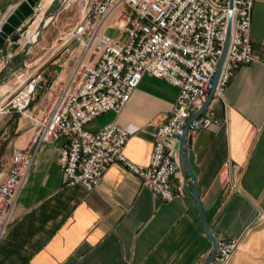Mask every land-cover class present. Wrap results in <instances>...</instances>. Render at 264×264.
<instances>
[{
	"label": "crops",
	"instance_id": "obj_1",
	"mask_svg": "<svg viewBox=\"0 0 264 264\" xmlns=\"http://www.w3.org/2000/svg\"><path fill=\"white\" fill-rule=\"evenodd\" d=\"M22 1L0 0V26ZM65 10L29 49L25 67L0 86V173L10 166L14 148H34L30 121L5 107L19 75L41 73L44 83L28 107L40 114L47 85L65 81L77 61V42L69 43V54L61 39L80 14L64 23ZM23 25L26 30L16 46L5 51V43L0 67L30 37L33 25ZM251 42L255 60L239 66L222 96L214 95L208 106L217 121L188 137L209 229L218 243L239 239L227 264H264V0H255L251 10ZM176 95L172 85L144 76L119 113L106 112L86 128L94 131L109 122L128 127L133 132L124 154L145 167L154 133L169 116ZM63 142L43 143L37 150L0 239V264H202L210 255L212 242L189 194L192 182L185 170L179 167L171 178L174 196L167 201L120 164L111 165L90 191L80 184L64 187L58 165ZM227 168L230 175L223 183L220 176ZM210 264H217L215 257Z\"/></svg>",
	"mask_w": 264,
	"mask_h": 264
},
{
	"label": "built area",
	"instance_id": "obj_2",
	"mask_svg": "<svg viewBox=\"0 0 264 264\" xmlns=\"http://www.w3.org/2000/svg\"><path fill=\"white\" fill-rule=\"evenodd\" d=\"M80 17L63 33V51L79 47L67 79L47 85L49 94L40 114L28 107L41 73L19 75L16 92L5 107L15 108L31 123L34 148H14L11 163L0 173V239L11 220L37 150L43 143L63 139L59 150L60 182L80 184L90 191L113 164L135 174L160 199L174 196L171 178L179 170L176 145L186 121L201 107L212 86L229 20L230 40L214 95L222 96L239 66L255 60L251 42V10L255 0H72ZM71 2L65 4L68 8ZM41 5L33 8L36 17ZM113 28L116 35L107 33ZM144 76L165 81L177 89L174 106L158 125L148 164L140 167L124 154L132 134L115 122L97 130L86 125L98 116L119 113ZM213 95V96H214ZM3 110V109H2ZM217 121L207 109L194 118L187 136L210 129ZM225 169L220 181L227 183ZM239 243H218L217 264H227Z\"/></svg>",
	"mask_w": 264,
	"mask_h": 264
},
{
	"label": "water",
	"instance_id": "obj_3",
	"mask_svg": "<svg viewBox=\"0 0 264 264\" xmlns=\"http://www.w3.org/2000/svg\"><path fill=\"white\" fill-rule=\"evenodd\" d=\"M65 1L66 0H51L43 12L42 18L40 19L36 27L34 35L29 37L22 44L21 49L19 51L13 53L9 57H5L7 59H5L4 65L0 67V86L6 83L16 71H19L25 67V61L27 59L29 49L37 41H39L44 29L49 25L53 17L61 10V8L64 7ZM41 2L42 0H23L5 18L2 25L0 26V58L4 57L1 52L4 49L5 43H8V46L5 48V51H7L8 47H15L17 42L22 38V35L26 30V28L22 29V26H24L23 24H25V22L29 25L33 23L35 19V16L33 15V8L36 6H40L42 4ZM232 4L233 0H229V7H232ZM230 29L231 21L229 20L224 44L220 53V58L215 73L213 75L211 89L208 92V95L202 103L201 107L186 121L183 128V132L179 137L178 143L176 145L179 166L181 169L186 171L189 179L192 182V188L189 194L193 197L197 205L204 233L212 242L213 246L210 255L205 259L202 264H210L213 261L218 248V241L215 239L209 229V224L205 211L197 195L196 176L198 173V168L194 162V153L188 147L187 129L189 127L190 122L207 109L213 98L217 85V80L227 53V48L230 40ZM11 109L15 110V108L12 107Z\"/></svg>",
	"mask_w": 264,
	"mask_h": 264
},
{
	"label": "rangeland",
	"instance_id": "obj_4",
	"mask_svg": "<svg viewBox=\"0 0 264 264\" xmlns=\"http://www.w3.org/2000/svg\"><path fill=\"white\" fill-rule=\"evenodd\" d=\"M80 11V7L76 2H71V4L69 5V7L67 8V10H65V12H63V22L66 23H71L74 21V16L76 14H78ZM73 17V19H72ZM107 33L110 35H116L117 31L113 28H109L107 30Z\"/></svg>",
	"mask_w": 264,
	"mask_h": 264
},
{
	"label": "bare ground",
	"instance_id": "obj_5",
	"mask_svg": "<svg viewBox=\"0 0 264 264\" xmlns=\"http://www.w3.org/2000/svg\"><path fill=\"white\" fill-rule=\"evenodd\" d=\"M72 0H66L65 1V3H64V5L65 4H67V3H69V2H71ZM46 2H47V0H42V4H41V10H40V12H44V10H45V8L47 7V6H45L46 5ZM39 12V13H40ZM38 13V14H39ZM42 18V13L41 14H39L35 19H34V21H33V23H32V28H31V30L29 29L28 31H27V34L31 37V36H33L34 35V33H35V30H36V26L38 25V23H39V21H40V19Z\"/></svg>",
	"mask_w": 264,
	"mask_h": 264
}]
</instances>
